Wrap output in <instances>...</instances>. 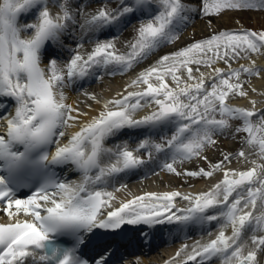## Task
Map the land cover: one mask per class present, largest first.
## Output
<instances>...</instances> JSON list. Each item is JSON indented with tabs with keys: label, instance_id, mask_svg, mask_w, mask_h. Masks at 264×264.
<instances>
[{
	"label": "snow or ice",
	"instance_id": "6c2138e0",
	"mask_svg": "<svg viewBox=\"0 0 264 264\" xmlns=\"http://www.w3.org/2000/svg\"><path fill=\"white\" fill-rule=\"evenodd\" d=\"M87 6L82 0H0V101L13 102L11 111L0 102V204L14 219L0 224V264H108L107 250L94 260L83 256L85 233L161 223L216 228L207 241H196L190 251L183 246L166 264H260L264 109L251 100L252 108L228 101L248 96L242 76L264 79V69L255 67V61L248 67L231 66L253 54L264 55V31H220L160 55L84 122L80 117L86 113L66 103L64 89L102 72L133 70L173 44L193 14L264 9V0H117L115 7L103 4L94 12L85 11ZM22 17L31 19L21 22ZM132 20L137 24L124 51L117 49L115 37L99 39L98 34L122 29ZM89 34L96 37L93 46L81 52ZM65 38L77 40L76 47L66 45ZM50 47L67 50L68 58L58 62L53 57L41 67ZM218 62L227 67H214ZM73 127L78 130L67 133ZM126 129L140 130L144 137L135 148L117 142ZM227 130L239 137L238 151L209 161L207 170L183 172L206 179L220 173L208 190L144 193L103 213L114 199L107 188L119 176L148 164L180 175L178 162L207 160L204 150ZM234 157L251 166L228 167ZM58 168L78 172L79 179L62 178ZM26 189L29 194L18 198ZM21 213L30 219L21 221Z\"/></svg>",
	"mask_w": 264,
	"mask_h": 264
},
{
	"label": "bare ground",
	"instance_id": "6f19581e",
	"mask_svg": "<svg viewBox=\"0 0 264 264\" xmlns=\"http://www.w3.org/2000/svg\"><path fill=\"white\" fill-rule=\"evenodd\" d=\"M86 1V0H85ZM91 0H87V3H89ZM115 1L114 6H116V0H110V2ZM193 4L197 3L198 0H191ZM105 4L102 3L101 6ZM74 6H76L74 4ZM113 6V7H114ZM87 12L95 11L94 9H85ZM246 15L251 16L249 13H245ZM234 14L232 12L224 14L222 17L214 18L212 20L210 19H203L201 15L199 14H193V18L191 21L187 24L186 28L187 30L184 33H179L178 39L173 43L169 44L167 47L160 49L155 54L149 56L146 60L141 62L139 65H137L133 70L125 73V74H115V75H109L106 73H100L99 76L90 77L91 80L89 83L86 80L77 81L75 84L71 85L70 88H65V92L70 96L69 98L66 97V102H69V105H72L74 108H78L81 113H86V115H82L80 117V120L82 122L90 119L92 116H95L102 108L105 101L116 98L118 93H123L125 91L126 86L130 82L132 78L136 76L137 73L142 71L143 69L149 67L151 64H153L160 55H163L165 53H169L172 51H175L182 46L187 45L189 42H191L192 39L198 38V37H206L208 38L212 33H217L220 31V29L225 26V23H228V21L231 20V17ZM200 17V19L198 18ZM198 18V19H196ZM31 17H22L21 22H25L26 20H30ZM79 19V17H77ZM137 21L132 20L131 23H128L125 27L122 29H118L119 31L112 29L111 31H105L103 33H100L101 37L103 34L105 35L107 32H111L112 34H116L115 37V43L117 49L124 51V45L127 41L131 40L134 35V27L136 26ZM183 28V29H184ZM233 32H236L233 30ZM80 35L79 29L77 27V31L75 33V36L78 38ZM111 37L110 39H112ZM92 38V34H89L88 36H85V40H89ZM101 39V38H100ZM105 40V39H103ZM83 41V48L80 49L81 52H88L91 50L93 46L94 41ZM74 45L73 48L76 47L77 40L73 39ZM71 46V45H69ZM62 51V50H61ZM255 61V67L259 69H264V55H256L253 54L249 58L240 59L238 62H233L232 67L237 68L241 64L245 67L250 66L251 62ZM193 69L196 68V66H193ZM214 67H220V68H226L227 66L223 62H218L214 65ZM201 72H204L205 74L210 73L211 69L209 68H200ZM194 75H199V73H196L194 71ZM261 76H264V72L261 73ZM242 80L246 81L244 84V87L248 90V96L247 97H232L228 101V103L234 107H244V108H252V104L249 102L255 101V107L257 109H264V79L257 77V76H242ZM94 81V84L90 83ZM169 84H171L170 78H168L167 81ZM76 85H78L82 90L79 91V93H72L69 91H73V88H76ZM253 89L255 91H253ZM129 91L134 89H128ZM94 97V99H93ZM5 101L10 103V106L8 108L9 111H11L13 107V102L10 99L5 98ZM147 109L137 114V118L139 116L143 115L144 112H146ZM78 127L68 128L66 129L67 133L71 134L74 131H77ZM140 130H125L124 134H127L123 137H128V134H131V139L127 141L130 148H132L133 144V138L134 133L139 132ZM243 135V134H241ZM222 138L216 140V144L214 146H211L209 150L207 149L204 153V156L207 157V160L205 162V159H195L194 161H191L186 167L181 166L179 168L177 165L176 169L177 172L181 173L180 175L169 173L167 171L162 172L161 176H138V174H130L125 175L122 174L119 176L112 184L108 186V191L113 192L114 199L111 200V208H104L102 211L106 215L107 211H111L115 209L116 207H119L121 202H126L130 199H133L136 196L143 195L144 193H164V192H171V191H178L182 194L187 193H198L201 191H206L208 188L216 183L220 178L221 174L216 173L212 178L206 179L198 177V179H194L195 177H189L183 174L184 171H190V170H199L201 168L208 169L209 167V161L212 163H216L220 161L224 154L227 153H235L238 151L241 147L239 143V137H233L231 130L225 131L222 135H219ZM231 139V140H223L222 139ZM67 137L64 138L62 142H66ZM118 142V141H117ZM112 141L109 142V145H111ZM230 168H239V169H246L247 167H250V164L244 163L242 160H238L237 158H233L231 164L227 165ZM183 167V168H182ZM62 173V176L64 177L65 174H67L68 180H78L79 179V173L78 172H70L68 171V168H64ZM139 172L142 171V168L137 170ZM136 171V172H137ZM134 172V171H132ZM130 173V172H128ZM127 174V173H126ZM136 176H138L136 178ZM183 176V177H182ZM119 189V191H115V189ZM178 206H183L185 204L184 201L177 199ZM7 217L9 219L8 215L4 213H0V218ZM103 218V217H101ZM195 225V224H194ZM189 226H186L185 230H188L189 235L193 234L192 237H195L196 240L189 239V241H185L186 237L188 236V233H186L183 237H176V238H170L165 239L162 241L164 244L161 247V250H155L152 252V248L150 247L146 252L134 254L133 256L129 257L125 260H123L120 263L115 264H166V262L171 261L174 257H176V253L179 249H181L183 246L187 245L188 251L191 250V246L196 241H207L210 237L208 236V232L212 231L215 233L216 228L213 225L211 228L209 226L205 225L201 227L200 225H195L194 229H188ZM181 240V241H180ZM182 257L177 258L182 259ZM260 264H264V256L259 257ZM189 264H193V262H189ZM212 264H219L218 260H214Z\"/></svg>",
	"mask_w": 264,
	"mask_h": 264
},
{
	"label": "rangeland",
	"instance_id": "374dc122",
	"mask_svg": "<svg viewBox=\"0 0 264 264\" xmlns=\"http://www.w3.org/2000/svg\"><path fill=\"white\" fill-rule=\"evenodd\" d=\"M108 2H105V0H91L89 3H87V9H94L96 10L97 8H99L101 6L102 3H105L107 4L109 7H113L114 4H115V1L113 2H110V0H107ZM83 3H85V0H82ZM117 2V0H116ZM115 7V6H114ZM91 12H94V11H91ZM232 12L234 15L231 17V20L228 21V23H225V26H223L221 29H224V28H227V29H230V27L232 28H238L240 31L241 30H244V31H250V30H253V31H264V9H241V10H231V11H225L222 15H213V16H208V17H202V20L203 19H216V18H219V17H222L224 14L226 13H230ZM249 13L251 16L248 17V15H246L245 13ZM198 18L200 19V17L198 16ZM196 18V19H198ZM78 27V25H77ZM187 29H183L182 32L180 33H184ZM180 35V34H179ZM202 39H205V37H198V38H194L191 40V42L189 43H194V42H197V41H200ZM65 44L66 45H71L70 47L73 46V38H65ZM65 54H66V50L63 51ZM68 58V54H66V57L62 58V59H67ZM58 60V59H57ZM63 60V61H65ZM43 62H45V60H43ZM195 66V65H193ZM74 93H76L74 91ZM67 97H70L69 95L66 94ZM68 104V103H67ZM222 138L221 136L217 135L216 137H214V139L218 140ZM232 139V138H231ZM231 139H228V138H225V139H222V141L224 140H231ZM210 147H207L204 152H203V155L204 153L206 152V150L208 149L209 150ZM193 159H196V158H193ZM191 162V160H190ZM206 162V160H205ZM179 165H182V163L178 162ZM192 171H197V170H192ZM195 180L198 179V177H195L194 178ZM161 248V247H160ZM159 247H156L157 250L160 249Z\"/></svg>",
	"mask_w": 264,
	"mask_h": 264
}]
</instances>
